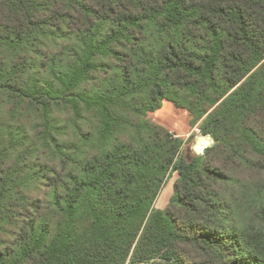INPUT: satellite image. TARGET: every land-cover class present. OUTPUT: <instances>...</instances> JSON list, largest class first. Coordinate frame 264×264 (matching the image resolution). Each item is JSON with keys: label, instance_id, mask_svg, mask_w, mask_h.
Listing matches in <instances>:
<instances>
[{"label": "trees", "instance_id": "1", "mask_svg": "<svg viewBox=\"0 0 264 264\" xmlns=\"http://www.w3.org/2000/svg\"><path fill=\"white\" fill-rule=\"evenodd\" d=\"M0 264H264V0H0Z\"/></svg>", "mask_w": 264, "mask_h": 264}, {"label": "rangeland", "instance_id": "2", "mask_svg": "<svg viewBox=\"0 0 264 264\" xmlns=\"http://www.w3.org/2000/svg\"><path fill=\"white\" fill-rule=\"evenodd\" d=\"M167 100H163V102H165ZM170 102V101H168ZM172 103V102H171ZM162 104L160 106V108L162 107ZM159 108V109H160ZM154 110V111H150L147 113V118L159 125H165L163 127H165L167 130H169L170 132H172L173 134H175L176 136L180 135L179 137L183 136V139H187L188 137L189 140L186 143L184 150L186 154H194L192 151V147L195 143V141L198 138H202L205 135L201 134L196 125L191 126V121H192V117L189 119V112L187 110V108H181V107H176L173 103H172V111H167L165 112V110ZM173 112V113H172ZM190 115V114H189ZM171 118L170 119V124L169 121H164L167 120V118ZM164 119V120H163ZM195 127V130L192 132V134L188 135V132ZM183 150V151H184ZM178 178V174L174 171L172 172V174L167 178V180L165 181L162 189L160 190L157 198L154 201L153 207L155 209H165L171 199V196L173 194L174 191V184L176 182ZM261 180V178H260Z\"/></svg>", "mask_w": 264, "mask_h": 264}, {"label": "water", "instance_id": "3", "mask_svg": "<svg viewBox=\"0 0 264 264\" xmlns=\"http://www.w3.org/2000/svg\"><path fill=\"white\" fill-rule=\"evenodd\" d=\"M212 143H213L212 137L209 134H207L202 138H198L195 141L192 148H193L194 153L198 155V154H201L204 151V149L210 146Z\"/></svg>", "mask_w": 264, "mask_h": 264}, {"label": "crops", "instance_id": "4", "mask_svg": "<svg viewBox=\"0 0 264 264\" xmlns=\"http://www.w3.org/2000/svg\"><path fill=\"white\" fill-rule=\"evenodd\" d=\"M165 110V112H167V111H172V103L171 102H168V101H165V102H163V104H162V107L159 109V110ZM173 113V112H172ZM188 116H189V119L188 120H190V115L188 114ZM165 118H167V120H164V121H169V123L168 124H170V119L171 118H168V117H165ZM162 126H165V125H163L162 124ZM195 130V127L194 128H192L189 132H188V135L187 136H189L190 134H192V132ZM178 136H180V135H178ZM182 138H183V136H182ZM192 151H193V148H192ZM193 153H194V151H193ZM195 154V153H194Z\"/></svg>", "mask_w": 264, "mask_h": 264}]
</instances>
